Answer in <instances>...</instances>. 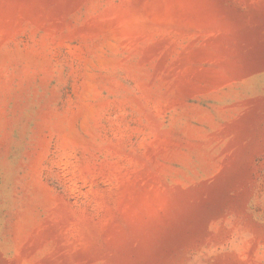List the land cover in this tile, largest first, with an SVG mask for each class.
<instances>
[{"label": "rangeland", "instance_id": "374dc122", "mask_svg": "<svg viewBox=\"0 0 264 264\" xmlns=\"http://www.w3.org/2000/svg\"><path fill=\"white\" fill-rule=\"evenodd\" d=\"M0 264H264V0H0Z\"/></svg>", "mask_w": 264, "mask_h": 264}]
</instances>
